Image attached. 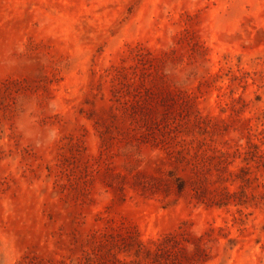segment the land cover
<instances>
[{"label": "rangeland", "instance_id": "obj_1", "mask_svg": "<svg viewBox=\"0 0 264 264\" xmlns=\"http://www.w3.org/2000/svg\"><path fill=\"white\" fill-rule=\"evenodd\" d=\"M263 129L264 0H0V264H264Z\"/></svg>", "mask_w": 264, "mask_h": 264}, {"label": "trees", "instance_id": "obj_2", "mask_svg": "<svg viewBox=\"0 0 264 264\" xmlns=\"http://www.w3.org/2000/svg\"><path fill=\"white\" fill-rule=\"evenodd\" d=\"M259 134L263 135L259 138L261 141V144L253 140V137L251 134H248V140L245 145H243L242 147L238 146L233 151V153L229 151L222 152V153L225 155L226 158L229 156H235V155L242 156L243 160L246 161L247 163H249V160H253L254 162H256L257 164L256 167H258V169H261V167L264 168V129L260 130ZM248 170H249V166L240 167V171L242 173L237 174V177L242 179V181H248L249 178L246 174ZM261 185L264 187V182H262ZM262 194H263L262 197H264V191ZM231 196L232 194L230 192H227V198H221L215 203L219 206L226 205L227 203L230 202Z\"/></svg>", "mask_w": 264, "mask_h": 264}]
</instances>
